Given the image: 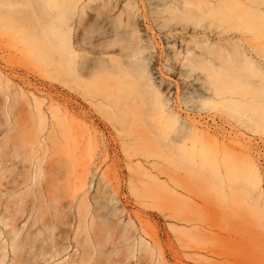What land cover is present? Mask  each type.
Returning a JSON list of instances; mask_svg holds the SVG:
<instances>
[{
  "label": "rangeland",
  "instance_id": "374dc122",
  "mask_svg": "<svg viewBox=\"0 0 264 264\" xmlns=\"http://www.w3.org/2000/svg\"><path fill=\"white\" fill-rule=\"evenodd\" d=\"M131 1L139 8L136 23L145 39L153 86L169 99L175 121L126 122L115 128L88 102L64 95L57 80L37 72L0 33L1 91L9 88L39 101L48 120L44 185L53 234L52 229L42 236L32 233L34 247L27 245L24 260L13 264H43L35 256L57 243L67 248L64 258L74 257L80 264H264V124L230 112L222 104L232 97L229 93L222 101L206 103L212 97L207 76L183 65V52L197 46L191 41L195 36L164 26L169 12L162 0ZM209 25L205 32L210 35L215 27ZM223 27V55L259 68L247 80L263 85L264 55L256 50L255 37L230 23ZM114 37L108 17L94 22L87 33L89 41L101 45ZM64 98L74 103L82 143L62 132ZM90 133L97 135L93 148L87 145ZM174 143L187 145L191 163L184 158L175 162ZM81 241L88 243L86 254ZM8 243L0 223V253L7 245L3 264L12 262Z\"/></svg>",
  "mask_w": 264,
  "mask_h": 264
},
{
  "label": "bare ground",
  "instance_id": "6f19581e",
  "mask_svg": "<svg viewBox=\"0 0 264 264\" xmlns=\"http://www.w3.org/2000/svg\"><path fill=\"white\" fill-rule=\"evenodd\" d=\"M162 1L165 12H169V23L164 26L169 31L181 28L195 36L191 41L197 46H188L180 54L183 65L200 68L207 76L205 83L212 97L205 102L222 101L229 93L232 97L222 104H228L230 112L248 115L253 124L263 127L264 105L260 103L264 104V83L251 85L247 80L259 68L253 69L246 59L243 64L238 63L236 56L233 59L223 55L221 40L223 26L230 23L254 36L256 50L264 55V0ZM138 15L139 8L131 0H0V33L33 63L37 72L49 80H57L64 95L88 102L115 128L126 122L175 121L169 99L153 86L144 55L145 39L136 23ZM106 17L114 27V40L107 45L89 41L90 27ZM208 20L215 27L210 35L205 32ZM199 34L202 36L196 38ZM167 38L172 37L168 34ZM2 80L0 75V223L9 237L13 264L24 260L22 252L27 245L34 247V241L29 240L32 233L42 236L52 229L53 234V226L46 217L49 195L44 185L43 134L48 120L39 101L33 102L9 88L2 92ZM237 95L251 99L244 102ZM60 106L63 134L82 143L77 116L72 112L74 103L64 98ZM96 137V133L88 134L87 145L89 142L91 148L96 146ZM173 150L176 163L181 158L192 162L193 153L186 144L174 143ZM239 175L236 169L233 176L237 179ZM254 186H258L257 176ZM186 218L187 222L194 221ZM61 244H53L52 250L40 251L35 257H40L43 264H80L74 257L64 258L67 248ZM79 245L86 254L88 243L81 241ZM1 250L0 264H3L7 245H2Z\"/></svg>",
  "mask_w": 264,
  "mask_h": 264
}]
</instances>
